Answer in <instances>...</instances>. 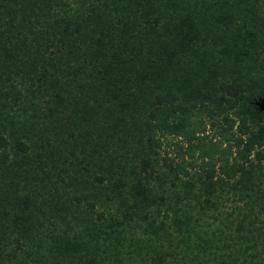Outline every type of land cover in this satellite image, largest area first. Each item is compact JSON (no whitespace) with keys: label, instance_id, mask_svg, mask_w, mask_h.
I'll list each match as a JSON object with an SVG mask.
<instances>
[{"label":"trees","instance_id":"obj_1","mask_svg":"<svg viewBox=\"0 0 264 264\" xmlns=\"http://www.w3.org/2000/svg\"><path fill=\"white\" fill-rule=\"evenodd\" d=\"M0 264H264V0H0Z\"/></svg>","mask_w":264,"mask_h":264}]
</instances>
